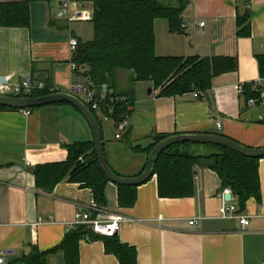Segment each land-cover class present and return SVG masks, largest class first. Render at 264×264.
<instances>
[{
    "label": "crops",
    "instance_id": "obj_1",
    "mask_svg": "<svg viewBox=\"0 0 264 264\" xmlns=\"http://www.w3.org/2000/svg\"><path fill=\"white\" fill-rule=\"evenodd\" d=\"M177 7L179 0H158ZM186 2L180 32L168 30L165 19L153 23L156 57L227 58L236 70L214 77L210 90L200 97L193 93L174 98H158V91L135 94L130 114L119 129L111 119L96 111L102 133L105 161L117 176L135 177L146 165V154L132 148H146L153 134H215L247 148H264V100L250 104L239 93L243 85L264 88L258 58L264 55V0H183ZM26 3L29 27L0 28V78L13 86L26 79L42 81L53 93L70 94L75 84L85 80L71 70L68 42L82 43L93 38L88 0H0ZM67 4L66 9L63 5ZM237 8L247 10L250 35L237 36ZM65 9V12L63 10ZM83 15L88 19H73ZM203 26L200 27V24ZM115 89L126 92L132 75L119 70ZM135 82L134 85H136ZM135 87V86H134ZM254 87V89H256ZM82 94H80L81 96ZM219 124L218 129L216 125ZM129 133L130 142L124 135ZM93 134L86 120L72 106L49 104L32 110H0V254L6 264L58 247L72 229L79 211L95 204L89 189L64 179L49 193L38 189L33 171L39 165L63 163L67 145L91 142ZM203 153L197 146L181 151ZM260 202L253 198L239 212L249 217V225L222 219L220 181L214 172L195 167L194 194L183 198H161L156 176L136 186L132 207H119L117 186L105 187V211L134 220L123 225L118 241L136 250L137 264H264V158L258 163ZM234 203L235 199L231 196ZM38 219L43 223L31 230ZM193 221V225L189 222ZM77 264H119L107 254L102 240L81 239L77 244ZM62 251L51 254L46 264H64Z\"/></svg>",
    "mask_w": 264,
    "mask_h": 264
},
{
    "label": "trees",
    "instance_id": "obj_2",
    "mask_svg": "<svg viewBox=\"0 0 264 264\" xmlns=\"http://www.w3.org/2000/svg\"><path fill=\"white\" fill-rule=\"evenodd\" d=\"M88 1L93 5L91 23L94 35L88 42L78 41L72 62L77 66L75 74L84 79L86 89L94 93L103 116L111 119L116 125L122 123L130 114L135 99L133 86L135 82H150L152 89L158 91V98H174L191 93H198L197 97H200L210 90V83L214 77L236 70L235 60L227 58L155 56L153 23L162 18L168 22L170 32H180L181 14L186 6L183 0H179L177 7L167 6L158 0ZM245 3L247 5L248 0ZM249 20L248 11L246 9L240 11L237 8V36L247 38L250 35ZM29 23V8L26 3H0V28H27ZM119 70L132 75L131 85L126 92H118L115 89V74ZM258 71L260 79H264V55L258 58ZM104 86L106 91L103 90ZM254 87V84L243 85L241 94L246 102L249 99L258 100L261 89ZM49 89L50 86L46 83L44 90L18 96L31 98L46 96L51 93ZM102 94L104 99L100 100ZM120 98H124L125 101L122 102ZM260 102L258 100L256 104ZM125 103L129 104V107ZM55 104L68 105L65 102ZM86 106L96 118V112L91 105ZM3 109L14 110L0 107V110ZM34 109L36 108L28 110L32 112ZM168 137L172 136L150 135L148 138L150 142L146 148L135 146L132 150L148 156L154 145ZM123 139L129 143V133L126 132ZM193 146L202 148L203 153L181 151V147L190 150ZM66 149L68 154L63 163H48L35 167L33 179L36 187L49 193L55 185L67 179L89 189L95 205L104 210L107 207L104 190L109 180L104 177L97 162L93 141L77 142L67 145ZM259 161L260 159L245 158L222 146L179 143L164 150L157 157L152 175L156 176L158 195L161 198L179 199L194 194V168L209 169L217 174L220 188L230 190L237 202L238 212H243L248 200L253 198L260 202L257 173ZM117 191L119 207H132L136 200V187L117 186ZM81 239L91 241L100 239L105 252L112 254L119 264H137L134 248L122 245L116 236L104 238L93 235L84 225L71 229L58 247L45 252L32 249L30 254L22 256L14 263L46 264L48 256L62 251L64 264H77L76 248Z\"/></svg>",
    "mask_w": 264,
    "mask_h": 264
},
{
    "label": "water",
    "instance_id": "obj_3",
    "mask_svg": "<svg viewBox=\"0 0 264 264\" xmlns=\"http://www.w3.org/2000/svg\"><path fill=\"white\" fill-rule=\"evenodd\" d=\"M3 83H5V78H0V86L3 85ZM103 90L106 91L105 86L103 87ZM151 92L152 89L149 88L147 93L150 94ZM61 102H65L68 105H71L74 109H77L82 118L86 120L91 130V134H93V148L95 151L97 162H99L100 169L104 177H106L109 182L119 187H136L149 181L150 178L153 176L152 170L154 164L156 163L157 157L161 153H163L164 150L172 147L173 145H178L179 143H194L203 146L207 144L218 147L222 146L248 159L264 158V148H247L223 136L215 134H178V136L165 138L156 145H154L149 155L147 156L145 168L139 175H136L135 177H120L110 170L108 163L105 161L102 148V133L100 131L98 120L95 118L94 114L88 109V107L84 105L76 95H71L65 92L50 93L46 94V96L32 98L24 96L14 97L9 95H0V107H6L14 110L40 108L49 104ZM225 199L228 200L229 195H226ZM115 236H117V234Z\"/></svg>",
    "mask_w": 264,
    "mask_h": 264
},
{
    "label": "built area",
    "instance_id": "obj_4",
    "mask_svg": "<svg viewBox=\"0 0 264 264\" xmlns=\"http://www.w3.org/2000/svg\"><path fill=\"white\" fill-rule=\"evenodd\" d=\"M68 5L64 3L63 7L66 9ZM65 9L63 12H65ZM73 19H82L86 20L88 19L86 16L83 15H75L70 20ZM203 26V23L200 24V27ZM77 43L78 41L76 38H70L68 42V47H70V51L72 55L77 49ZM77 69V66L75 63L72 64L71 70L75 73ZM46 88V84L42 81H35L32 78L26 79L22 81L21 83H18L17 85L10 86L6 83H3V85L0 86V95H9L18 97L19 94H31L32 91H41ZM51 93L53 92L51 89H49ZM71 95H76L84 105H91V108L96 112L100 109V104L95 98L94 93L90 90H87L86 87L83 84H75V86L71 90ZM242 92V88H239V93ZM80 94H82L80 96ZM198 93H193L194 97H197ZM104 99V94L100 95V100ZM122 102L125 101L124 98H120ZM258 100L261 102L264 100V88L260 90ZM258 100L249 99L248 103L255 104ZM128 107L129 104L125 103ZM21 114L24 116H29L31 114V111L28 109H21ZM216 127L219 129L220 125L217 124ZM118 128L121 129V123L118 125ZM229 195V199L226 200L225 196ZM231 192L229 189H224L222 193V206L219 210V217L222 219H234L239 221V224L241 228H245L249 225V217L241 214L238 212L237 204L234 203L231 199ZM134 220L129 219L125 217L124 215H121L117 212H109L105 211L103 209L98 208L95 204L93 205V208L86 210L85 212L79 211L75 214L73 222L71 223V228L74 229L75 227H78L79 225H84L87 227V229L91 232V234H95L100 237L108 238L115 236L123 225L131 224ZM43 223L42 219H38L35 224H32L31 230H34L37 225ZM194 222L190 221L189 225H193ZM0 264H6V261L4 259V254H0Z\"/></svg>",
    "mask_w": 264,
    "mask_h": 264
},
{
    "label": "rangeland",
    "instance_id": "obj_5",
    "mask_svg": "<svg viewBox=\"0 0 264 264\" xmlns=\"http://www.w3.org/2000/svg\"><path fill=\"white\" fill-rule=\"evenodd\" d=\"M170 7H172V6H174V5H172V4H168ZM122 72H123V70H121ZM135 84V83H134ZM131 85V84H130ZM133 86H135L134 87V89H135V94L136 93H139V91H141V93H144V94H146L147 92H148V89L150 88V84H149V82L147 81V82H141V81H138L137 83H136V85H133ZM127 88H129V87H127Z\"/></svg>",
    "mask_w": 264,
    "mask_h": 264
}]
</instances>
